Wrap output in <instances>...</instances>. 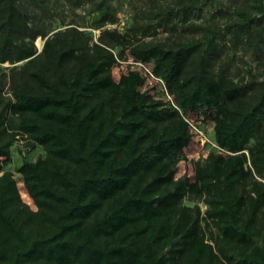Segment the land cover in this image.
<instances>
[{"label":"trees","instance_id":"obj_1","mask_svg":"<svg viewBox=\"0 0 264 264\" xmlns=\"http://www.w3.org/2000/svg\"><path fill=\"white\" fill-rule=\"evenodd\" d=\"M0 264H264V0H0Z\"/></svg>","mask_w":264,"mask_h":264},{"label":"rangeland","instance_id":"obj_2","mask_svg":"<svg viewBox=\"0 0 264 264\" xmlns=\"http://www.w3.org/2000/svg\"><path fill=\"white\" fill-rule=\"evenodd\" d=\"M37 46L41 49L43 47V41L40 44V41L37 42ZM8 65V63L6 64ZM126 69V63H121L119 66L113 69V76L115 80H119L120 75ZM202 129L200 131L202 133L197 134L191 143L190 147L185 150L186 156L188 158L187 161H182L179 164V172L178 176L188 175L193 177V166L191 164V160H197L199 158L205 157L207 155L210 147L214 146L213 143V124L210 122L202 123ZM41 148H37L31 155L32 159H36L39 155H41ZM31 205V204H30ZM32 208L35 209V206Z\"/></svg>","mask_w":264,"mask_h":264},{"label":"built area","instance_id":"obj_3","mask_svg":"<svg viewBox=\"0 0 264 264\" xmlns=\"http://www.w3.org/2000/svg\"><path fill=\"white\" fill-rule=\"evenodd\" d=\"M128 64H130L135 70L139 71L140 74L145 78L144 89H148L151 91L153 95L156 94L157 91L164 92L168 99H172L170 94L168 93L165 83L162 79L157 78L152 71V68L149 64L144 63L142 61H136L132 58L129 59ZM192 129L197 133H202L195 125H192ZM23 141H20L17 145L20 146Z\"/></svg>","mask_w":264,"mask_h":264},{"label":"water","instance_id":"obj_4","mask_svg":"<svg viewBox=\"0 0 264 264\" xmlns=\"http://www.w3.org/2000/svg\"><path fill=\"white\" fill-rule=\"evenodd\" d=\"M36 45H37V42H36ZM37 47H38V46H37ZM38 49H39V51H40L42 48L40 49V48L38 47Z\"/></svg>","mask_w":264,"mask_h":264},{"label":"bare ground","instance_id":"obj_5","mask_svg":"<svg viewBox=\"0 0 264 264\" xmlns=\"http://www.w3.org/2000/svg\"><path fill=\"white\" fill-rule=\"evenodd\" d=\"M42 43V41H40V44Z\"/></svg>","mask_w":264,"mask_h":264}]
</instances>
